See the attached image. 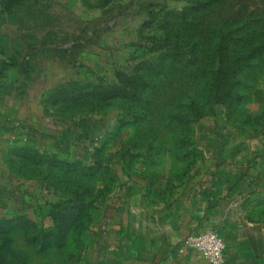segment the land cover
I'll return each instance as SVG.
<instances>
[{"label":"rangeland","instance_id":"1","mask_svg":"<svg viewBox=\"0 0 264 264\" xmlns=\"http://www.w3.org/2000/svg\"><path fill=\"white\" fill-rule=\"evenodd\" d=\"M196 1L0 0L6 87L11 98L17 86L26 114L0 142V245L9 260L86 264L132 188L139 198L174 197L194 185L208 153L231 151L237 139L248 151L264 135V57L241 75L239 108L208 90L218 30L235 31L232 55L259 44L264 0H213L197 13ZM196 56V77L180 71ZM140 81L156 84L141 102L83 96ZM68 161L100 168L87 178L67 171Z\"/></svg>","mask_w":264,"mask_h":264},{"label":"crops","instance_id":"2","mask_svg":"<svg viewBox=\"0 0 264 264\" xmlns=\"http://www.w3.org/2000/svg\"><path fill=\"white\" fill-rule=\"evenodd\" d=\"M9 51L0 42V142L26 115L15 101V82L11 98L6 87ZM231 143L240 145L208 153L194 185L174 197L139 198L132 188L104 220L109 228L86 264H210L184 243L189 234L209 229L225 241L224 264H264V135L248 151L241 139Z\"/></svg>","mask_w":264,"mask_h":264},{"label":"trees","instance_id":"3","mask_svg":"<svg viewBox=\"0 0 264 264\" xmlns=\"http://www.w3.org/2000/svg\"><path fill=\"white\" fill-rule=\"evenodd\" d=\"M213 0H197L192 4V11L199 12L207 9ZM187 16V11L183 16ZM236 36L235 31L232 29H219L215 45V53L217 56L218 68L213 70L210 80L208 81V90L216 99L223 100L229 108H239L241 102L243 101V94L236 92L240 86L244 84L243 77L241 76L243 72L247 69H250L253 65V60L256 58L264 57V39L253 45H246L240 49L235 55H232L233 44L235 43ZM153 68H156L152 64ZM199 58L196 56L191 60H185L180 67V71L184 73L193 72L192 77H196L198 71L200 70ZM162 69L160 72L162 73ZM128 85H131L128 82ZM156 86L149 81H140L136 83L135 88H111L109 90H95L83 96L96 97L101 101H106L108 99L123 97L132 102H141L142 98L144 99V91L149 90ZM69 99L77 98L80 96L70 94ZM188 123L187 120L178 118L177 122L182 124ZM184 125V124H183ZM66 170L76 171L79 170L81 175L91 178L97 175L100 164L90 165V166H80L76 161L64 162ZM83 199L79 202L82 203ZM84 204V201H83ZM79 206V204H78ZM78 212L72 216V219H75L78 216ZM19 217H22L19 215ZM20 225V223H19ZM15 224L14 226H19ZM5 242L1 243L2 245ZM7 258L6 250L0 245V264H20L18 261L9 260Z\"/></svg>","mask_w":264,"mask_h":264},{"label":"built area","instance_id":"4","mask_svg":"<svg viewBox=\"0 0 264 264\" xmlns=\"http://www.w3.org/2000/svg\"><path fill=\"white\" fill-rule=\"evenodd\" d=\"M185 246L197 250L210 264H224L225 241L216 230H204L189 234L184 240Z\"/></svg>","mask_w":264,"mask_h":264}]
</instances>
